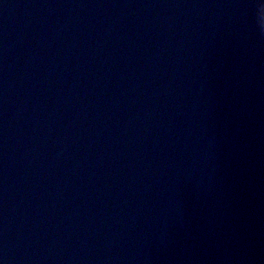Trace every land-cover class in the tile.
Wrapping results in <instances>:
<instances>
[{
	"label": "water",
	"instance_id": "obj_1",
	"mask_svg": "<svg viewBox=\"0 0 264 264\" xmlns=\"http://www.w3.org/2000/svg\"><path fill=\"white\" fill-rule=\"evenodd\" d=\"M264 0H0V264H264Z\"/></svg>",
	"mask_w": 264,
	"mask_h": 264
},
{
	"label": "clouds",
	"instance_id": "obj_2",
	"mask_svg": "<svg viewBox=\"0 0 264 264\" xmlns=\"http://www.w3.org/2000/svg\"><path fill=\"white\" fill-rule=\"evenodd\" d=\"M260 19L261 23L264 24V2H262L260 5Z\"/></svg>",
	"mask_w": 264,
	"mask_h": 264
}]
</instances>
